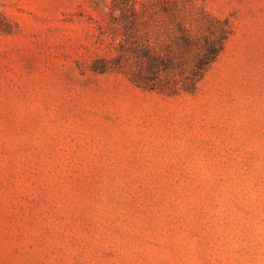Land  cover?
<instances>
[{"label":"rangeland","instance_id":"1","mask_svg":"<svg viewBox=\"0 0 264 264\" xmlns=\"http://www.w3.org/2000/svg\"><path fill=\"white\" fill-rule=\"evenodd\" d=\"M0 264H264V0H0Z\"/></svg>","mask_w":264,"mask_h":264},{"label":"trees","instance_id":"2","mask_svg":"<svg viewBox=\"0 0 264 264\" xmlns=\"http://www.w3.org/2000/svg\"><path fill=\"white\" fill-rule=\"evenodd\" d=\"M219 50L215 48H211L208 51V57L204 58L203 60V54L202 56L198 59L197 62V70L198 73L203 71V66H206L214 61L218 54ZM143 58L146 60V72L149 73L147 74L146 77L142 75H138L135 79H133V83L137 87L140 88H146L153 90L155 89L154 86H150L149 82L153 81L160 70L166 68V63L164 59L158 55L151 54L147 52L146 50L143 53ZM92 71L95 73L103 74L106 73L107 71L110 70V67L107 65V61L104 59L97 60L91 67ZM201 76V75H200Z\"/></svg>","mask_w":264,"mask_h":264}]
</instances>
